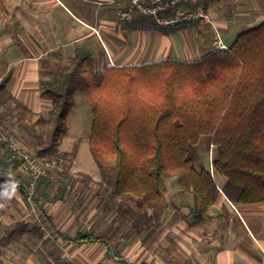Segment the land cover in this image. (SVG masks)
<instances>
[{
	"label": "trees",
	"instance_id": "trees-1",
	"mask_svg": "<svg viewBox=\"0 0 264 264\" xmlns=\"http://www.w3.org/2000/svg\"><path fill=\"white\" fill-rule=\"evenodd\" d=\"M39 85L41 96L50 101L45 115L35 114L0 80V109L5 108L0 110V130L5 132L7 123L31 126L33 153L38 159L53 155L55 173L70 180L80 139L69 151L59 152V144L74 94L82 90L91 109L88 148L99 171L98 184L138 232L149 237L158 226L167 182L174 177L179 190L192 197L197 220L211 217L220 193L213 175L225 178L221 191L231 202L264 201V20L241 32L228 49L195 61L166 58L100 70L89 47L78 43L66 63ZM202 135L211 137L213 175L197 167L196 145ZM3 148L0 144V189L11 187L25 195L19 164L8 160ZM52 184L46 172L37 189L44 195ZM38 208L48 230L65 240L102 239L87 231L69 237Z\"/></svg>",
	"mask_w": 264,
	"mask_h": 264
},
{
	"label": "crops",
	"instance_id": "crops-1",
	"mask_svg": "<svg viewBox=\"0 0 264 264\" xmlns=\"http://www.w3.org/2000/svg\"><path fill=\"white\" fill-rule=\"evenodd\" d=\"M177 7L178 13L174 8L160 12L173 21L159 24L137 11L119 18V6L107 0H0V80L35 114L45 115L50 101L41 96L40 81L64 65L78 43L89 47L100 70L166 58L195 61L212 52L217 39L229 46L264 20V0H198ZM214 180L220 193L209 218L193 217L192 197L177 188L167 192L168 204L149 237L112 234L115 246L109 250L105 238L74 242L56 234L8 235V245L0 242V264H35L34 253L41 264L59 259L66 264H264V201L231 202L221 191L225 178ZM45 211L56 230L69 237L97 232L93 201L60 199L46 204Z\"/></svg>",
	"mask_w": 264,
	"mask_h": 264
},
{
	"label": "rangeland",
	"instance_id": "rangeland-1",
	"mask_svg": "<svg viewBox=\"0 0 264 264\" xmlns=\"http://www.w3.org/2000/svg\"><path fill=\"white\" fill-rule=\"evenodd\" d=\"M117 6V4H109ZM74 106L67 116V131L62 136L59 144V152L69 151L72 148L73 141L76 138L80 139L79 148L73 164L70 168L72 179L64 180L58 173H55L54 157L44 156L40 158L47 174L53 180L52 187L45 194L41 195L42 202H30L28 198L20 193L18 190L11 187L0 189V242L8 245V235L20 236L22 234L31 233L34 236H40L41 233L53 234L48 230L46 223L43 221L38 205L45 209L46 204L53 203L57 200L76 201L78 203H86L93 201L97 208V221L94 229L96 233L90 231L93 235H98L102 239H108L110 250L111 246H115L111 236L116 235L117 238L126 237L127 233L137 235L139 233L133 228L129 218L124 217L123 213L117 207V204H111V197L109 191H104L98 184L100 175L98 168L93 161L89 148L88 139L91 129V109L88 100L82 90L76 91L74 94ZM5 112V108H1ZM46 114V113H45ZM5 116H7L5 114ZM37 116H35L36 118ZM10 122L13 120L10 116ZM31 126L21 124L16 126L12 123H7L6 133L12 135L21 145L29 150L32 148L29 145ZM35 131L39 129V125L35 126ZM196 151L199 155V162L197 167H204L210 169V160L212 156L211 137L209 135H202L196 145ZM58 169V168H57ZM59 171V169H58ZM213 175V172H212ZM215 175H213L214 177ZM219 180L223 181L224 177L216 175ZM168 192L177 189V179L171 178L167 182ZM59 186L60 190L57 191L56 187ZM43 190V189H42ZM53 191V192H52ZM40 191L39 193H41ZM168 193L165 197V203L168 204ZM118 203V200H116ZM15 229V231H13ZM3 235L5 237H3ZM3 238V240H2ZM21 238V237H20ZM104 239V240H105ZM19 243V242H14ZM20 244V243H19ZM2 247V246H1ZM27 249V248H26ZM28 250H32L31 247ZM108 250V251H109ZM28 251L26 252V254ZM25 256L24 254H22ZM61 260H54V264H60ZM32 262L41 264L40 258L33 254ZM4 264V263H1ZM61 264H66L62 261Z\"/></svg>",
	"mask_w": 264,
	"mask_h": 264
},
{
	"label": "built area",
	"instance_id": "built-area-1",
	"mask_svg": "<svg viewBox=\"0 0 264 264\" xmlns=\"http://www.w3.org/2000/svg\"><path fill=\"white\" fill-rule=\"evenodd\" d=\"M192 1L196 3L198 0H107L109 4L126 3L125 7L118 9L119 18H130L132 13L137 11L142 15L151 16L155 22L159 24H167L173 20L160 15L159 13L168 9H175L178 13L180 8L177 7L178 2ZM208 19V16L203 12L198 13ZM96 33L95 28H92ZM216 49L226 50L228 46L222 44L219 39L214 42L212 51ZM0 144H3V155L10 161L17 162L18 174H22L21 179L24 181L22 185L25 190V196L30 202L41 203L42 198L38 191V180L46 175V170L40 159L33 153L32 150L27 149L21 145L12 135H9L0 130Z\"/></svg>",
	"mask_w": 264,
	"mask_h": 264
}]
</instances>
